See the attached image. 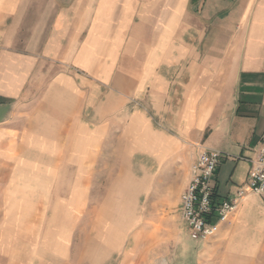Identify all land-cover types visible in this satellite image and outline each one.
Here are the masks:
<instances>
[{
	"label": "crops",
	"instance_id": "obj_1",
	"mask_svg": "<svg viewBox=\"0 0 264 264\" xmlns=\"http://www.w3.org/2000/svg\"><path fill=\"white\" fill-rule=\"evenodd\" d=\"M81 100L99 122L150 105L163 153L185 139L230 155L213 200L232 198L250 167L234 157L264 133V0H0V142L21 135L17 122L46 116L58 134L38 143L61 154ZM195 243L196 264H264V204L246 194Z\"/></svg>",
	"mask_w": 264,
	"mask_h": 264
},
{
	"label": "rangeland",
	"instance_id": "obj_2",
	"mask_svg": "<svg viewBox=\"0 0 264 264\" xmlns=\"http://www.w3.org/2000/svg\"><path fill=\"white\" fill-rule=\"evenodd\" d=\"M80 106L59 155L39 144L58 134L46 116L17 122L21 135L0 142V264H196L178 207L203 144L180 139L161 152L150 105L106 122ZM29 129L37 139L23 138Z\"/></svg>",
	"mask_w": 264,
	"mask_h": 264
},
{
	"label": "built area",
	"instance_id": "obj_3",
	"mask_svg": "<svg viewBox=\"0 0 264 264\" xmlns=\"http://www.w3.org/2000/svg\"><path fill=\"white\" fill-rule=\"evenodd\" d=\"M247 150L249 155L234 157L244 159L250 165L246 182L232 198L215 204L213 177L219 162L231 156L204 146L197 148L190 167L189 181L180 196L181 217L194 242H202L214 236L218 224L236 211L241 198L246 194L257 196L264 204V133Z\"/></svg>",
	"mask_w": 264,
	"mask_h": 264
}]
</instances>
